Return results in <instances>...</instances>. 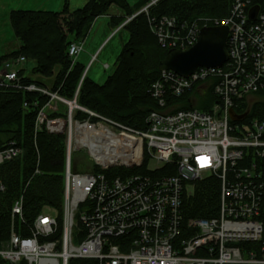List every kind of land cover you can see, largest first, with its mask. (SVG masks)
I'll use <instances>...</instances> for the list:
<instances>
[{
    "label": "built area",
    "instance_id": "built-area-1",
    "mask_svg": "<svg viewBox=\"0 0 264 264\" xmlns=\"http://www.w3.org/2000/svg\"><path fill=\"white\" fill-rule=\"evenodd\" d=\"M150 25L165 50H186L197 41L201 27L226 25L227 59L221 66L198 67L188 76L161 69L148 88L156 107L147 114L145 129L92 112L72 128L69 109L65 131L45 118L40 107L35 129L43 120L49 132L66 134L62 217L45 206L28 221L23 195L17 196L10 206L8 235L0 240V264H68L76 257L98 264H264V174L259 166L264 120L240 122L244 117L232 120L229 115L249 94L264 93V0H232L225 16L186 20L154 15ZM80 49L74 40L67 54L75 56ZM26 78L24 54L0 59V88L48 93ZM203 85L212 98L208 109L192 102L189 108H174L173 100ZM51 96L66 101L57 92ZM23 106L29 105L24 101ZM101 126L105 130L95 134ZM81 129L94 132L108 157L120 153L127 161L102 162L89 152L99 169L73 171L72 143L82 145L76 140ZM138 149L139 156L131 159ZM22 152L14 140L8 141L0 148V164ZM145 156L146 172L106 174L116 164L141 166ZM164 166L166 173H154ZM207 178L218 183L216 214L186 217L195 181ZM4 190L0 181V193ZM80 232L81 240L75 241Z\"/></svg>",
    "mask_w": 264,
    "mask_h": 264
},
{
    "label": "trees",
    "instance_id": "trees-1",
    "mask_svg": "<svg viewBox=\"0 0 264 264\" xmlns=\"http://www.w3.org/2000/svg\"><path fill=\"white\" fill-rule=\"evenodd\" d=\"M148 1L137 0L130 6L127 0H86L81 7L73 10L65 2L59 11L11 9L9 22L19 45L10 53L1 54L0 59L8 54L22 53L35 60L34 73L45 77L54 75L51 89L59 95L73 98L76 93V101L80 105L129 127L145 129V118L156 107L148 88L158 76L161 70L159 62L167 51L158 46L145 15L138 14L124 24L128 37L116 55L113 71L102 83L88 75L81 78L83 62L79 60L71 64L66 50L70 42L83 39L95 18L106 13L111 5L123 11L122 15L110 16L109 25L113 27ZM231 1L155 0L149 6V13L175 15L186 20L200 15L225 16ZM25 81L42 84L33 78H26ZM36 99L35 106L33 101ZM47 100L48 96L36 92L0 88V148L14 140L23 149L20 156L0 164V181L5 186V190L0 193V240L8 235L10 206L20 194L23 195V215L28 221L45 206L54 208L61 220L66 136L64 133L49 132L44 124L35 129L38 110ZM211 100L207 96L199 107L208 109ZM24 101L28 107L23 106ZM176 101L182 102V106L177 108L190 107L187 94L173 100ZM235 110L240 114L247 112L240 122L251 118L264 120V99L253 102L249 107L242 101ZM87 116L80 111L74 115L77 119ZM146 162L145 157L141 166H112L106 174L125 176L143 173L146 172ZM259 166L264 174V158L259 161ZM36 169L39 172L35 173ZM94 169L99 168L95 166ZM167 171L164 166L154 173ZM170 171L174 172V169ZM218 197V183L214 178L195 181L194 193L186 201L185 216H214ZM82 236L83 232L76 233L74 240L80 241ZM68 264H98V261L76 257L69 259Z\"/></svg>",
    "mask_w": 264,
    "mask_h": 264
},
{
    "label": "rangeland",
    "instance_id": "rangeland-1",
    "mask_svg": "<svg viewBox=\"0 0 264 264\" xmlns=\"http://www.w3.org/2000/svg\"><path fill=\"white\" fill-rule=\"evenodd\" d=\"M130 6H132L137 0H127ZM43 0H0V55L5 54L8 52H11L18 48L19 42L16 39V37L13 34L10 22H9V11L11 9H37V7H40L42 5ZM86 2V1H85ZM84 2V3H85ZM155 0H150L147 3L141 5L139 8L135 9L132 13L125 16L124 20L120 23H117L116 25L109 26L107 17H103L102 15L98 16L99 18H95L96 21L94 22L92 29L90 33L87 36V41L85 43L86 36L81 40H76L81 45L80 52L75 56H68L71 59V64H73L76 61H82L84 64V69L82 72V77L85 75H88L89 77L93 78L97 82L104 81L105 77L108 76L109 73L112 72L114 69V61L116 58L117 50L120 46V43L125 35L124 30V24L127 23L129 20L134 18L138 14H144L146 17L147 25L149 27V30L156 38L155 34L152 31V27L150 25V19L154 15L149 13V6L153 4ZM57 0H53V5L57 7ZM82 0H70V6L76 7L82 6L83 4ZM116 6V5H115ZM59 7V6H58ZM230 9V7H229ZM228 9V12H229ZM48 10V9H47ZM123 14V11L120 15ZM124 30V31H123ZM99 31V32H98ZM98 32V33H97ZM101 39V40H100ZM100 41V44L95 48L97 43ZM159 46V45H158ZM161 48V47H160ZM67 52V50H66ZM68 55V54H67ZM26 61V74L27 77L32 78L35 77L37 80H39L42 84L40 85L44 90H46L48 93L43 94L41 91H34L36 93H39L41 95L48 96V100L45 102V104L42 105L43 112L45 114V118L51 119L53 121H57L61 128H64L65 131L68 128L69 125V102H74V107L71 111V125L72 128H74L75 122H79L83 119H77L74 117L76 112H85L89 117V112L97 113L99 115H102L98 112H95L91 109H88L79 103H77L76 100V93L73 98H65L66 101H61L53 96H51V93H54L56 91H53L51 89L52 83L54 81V75L45 78H40L36 73L33 72V67L35 60L28 58L25 56ZM107 62V63H106ZM104 64H107L108 66H105ZM42 76V75H41ZM52 78V79H51ZM197 92V93H196ZM195 94V95H193ZM211 98L210 95H208V92L206 90V85L196 87L194 92L192 94H187V97L189 99V103L191 104L190 100H192L195 105L201 106L205 100V98ZM63 97V96H62ZM264 99V93L259 92L258 94H249L244 102L248 104V107L257 100ZM37 102V99L34 100ZM33 101V102H34ZM174 108H177L179 106H182V102H174L173 104ZM84 108V110L80 109ZM54 115V116H52ZM104 116V115H102ZM86 117V118H87ZM106 117V116H105ZM37 118V116H36ZM85 119V118H84ZM94 119V117H93ZM37 120V119H36ZM99 122V124H105L103 120L95 119ZM113 120V119H112ZM45 125V121L42 120V122L39 121V127L42 125ZM122 124V123H121ZM65 134V133H64ZM66 136V134H65ZM66 139V137H65ZM66 143V141H65ZM72 149L71 152V168L73 171H90L93 170L95 167V161L91 157L90 153L87 151V148L85 146H79L75 143H72ZM146 157V156H145ZM144 157V158H145ZM66 158V154H65ZM144 160V159H143ZM143 163V162H142ZM147 163V162H146ZM117 165V164H116ZM115 165V166H116ZM121 165V164H119ZM134 166V165H132ZM129 166V167H132ZM25 264V263H22Z\"/></svg>",
    "mask_w": 264,
    "mask_h": 264
},
{
    "label": "water",
    "instance_id": "water-1",
    "mask_svg": "<svg viewBox=\"0 0 264 264\" xmlns=\"http://www.w3.org/2000/svg\"><path fill=\"white\" fill-rule=\"evenodd\" d=\"M256 9L257 6L252 8ZM254 12H251V18L254 17ZM227 36L226 25L201 27L195 44L186 50L168 49L159 62V68L188 76L198 67L221 66L227 59ZM246 114L247 112L237 114L234 109H229L232 120H239Z\"/></svg>",
    "mask_w": 264,
    "mask_h": 264
},
{
    "label": "bare ground",
    "instance_id": "bare-ground-1",
    "mask_svg": "<svg viewBox=\"0 0 264 264\" xmlns=\"http://www.w3.org/2000/svg\"><path fill=\"white\" fill-rule=\"evenodd\" d=\"M74 102H69V109L70 111H72V108L74 107ZM82 130V129H81ZM105 130V128L103 126H101L99 129H97L95 131V134H100ZM127 138L131 139V137L129 135H125ZM96 137V136H95ZM94 137V132H87L82 130L81 133H77L76 134V140L79 141L83 146H85L87 148V151L90 152L91 154H93L94 156H96L99 161L102 162H106V161H117L120 163H124L126 162L127 158H125L122 154L117 153L114 154L112 157L111 156H107L108 153L106 152L105 149H103L100 145H98L96 143V138ZM133 140L139 144L138 141H136L134 138ZM139 149L137 150V152H135L131 159H135L139 156L138 154ZM108 158V159H107Z\"/></svg>",
    "mask_w": 264,
    "mask_h": 264
},
{
    "label": "crops",
    "instance_id": "crops-1",
    "mask_svg": "<svg viewBox=\"0 0 264 264\" xmlns=\"http://www.w3.org/2000/svg\"><path fill=\"white\" fill-rule=\"evenodd\" d=\"M86 0H82V3L81 4H84V2H85ZM57 7H56V5L54 6L53 5V0H43V2H42V5L40 6V7H37V9H48V10H56V11H59V10H61V8H62V6H63V4L65 3V2H67V4H68V7H69V9L70 10H73V9H76V8H79V7H81V5L80 6H78V5H76V7H74V6H70V0H57ZM130 3V2H129ZM59 6V7H58ZM122 13V10L119 8V7H117V6H115V5H111L109 8H108V10L106 11V13H104L102 16L103 17H107V21H108V25H109V18H110V16L111 15H120ZM97 18H99V17H97ZM96 18V19H97ZM96 19L93 21V23H92V25H91V27H90V29H89V31H88V33H87V35H86V38H85V43H86V41H87V36H88V34L90 33V31H91V29H92V26H93V24H94V22L96 21ZM110 26V25H109ZM94 27V26H93ZM124 31V30H123ZM99 32V31H98ZM97 32V33H98ZM127 37H128V32L127 31H125V35H124V37H123V39H122V41H121V43H120V46H119V48H118V50H117V53H118V51H119V49H120V47H121V45H122V43L127 39ZM101 40V39H100ZM100 44V41L97 43V45L95 46V48L98 46ZM117 55V54H116ZM107 63V62H106ZM35 64V63H34ZM113 71V70H112ZM110 74V73H109ZM108 74V75H109ZM36 75H38L40 78H43V76H41L40 74H36ZM107 77V76H106ZM105 77V78H106ZM34 80H37L35 77H32ZM45 78H47V77H45ZM52 79V78H51ZM93 79V78H92ZM94 80V79H93ZM105 80V79H104ZM37 81H39V80H37ZM96 81V80H95ZM40 82V81H39ZM103 82V81H102ZM102 82H99V83H102ZM43 83V82H42ZM194 92V91H193ZM192 92V93H193ZM191 93V94H192ZM197 93V92H196ZM193 95H195V94H193ZM190 102H192V103H194L192 100H190Z\"/></svg>",
    "mask_w": 264,
    "mask_h": 264
}]
</instances>
